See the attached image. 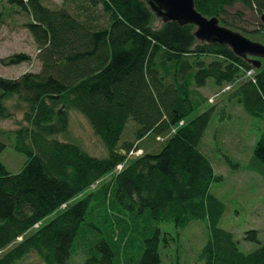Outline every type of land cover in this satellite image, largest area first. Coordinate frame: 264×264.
Masks as SVG:
<instances>
[{
    "label": "trees",
    "instance_id": "trees-1",
    "mask_svg": "<svg viewBox=\"0 0 264 264\" xmlns=\"http://www.w3.org/2000/svg\"><path fill=\"white\" fill-rule=\"evenodd\" d=\"M7 2L17 8L0 11V27L7 16L25 13L40 65L17 78L0 76V119L11 116L3 102L15 95L27 123L0 133L4 141L13 135L26 156L17 173L0 160V264H65L78 251L81 264H162L159 244L168 237L158 223L182 228L200 219L209 228L200 262L175 264H264V237L256 230L243 239L258 246L241 251L217 225L224 203L209 189L221 176L200 149L214 105L192 115L208 98L198 88L211 79L219 89L213 95L228 92L263 122L252 158L264 166L262 64L255 68L227 45L196 39L192 24L156 25L146 0H62L52 8L42 0ZM235 3L264 12V0H194L203 15L247 35L237 22L241 12L226 9ZM30 59L19 52L1 61ZM70 109L86 119L104 157L54 137L67 130ZM129 120L133 139H123ZM148 137L156 148L143 145ZM32 254L37 260H27Z\"/></svg>",
    "mask_w": 264,
    "mask_h": 264
},
{
    "label": "rangeland",
    "instance_id": "rangeland-1",
    "mask_svg": "<svg viewBox=\"0 0 264 264\" xmlns=\"http://www.w3.org/2000/svg\"><path fill=\"white\" fill-rule=\"evenodd\" d=\"M42 1L51 8L59 6L62 2V0ZM16 8L7 0H0V11L3 12V16L15 13ZM226 9L232 15L235 11H240L241 16L238 17L237 22L248 33L245 36L264 44L262 23L254 10L241 3H235ZM28 20L29 18L23 12L12 14L4 19V24L0 27V76L17 78L23 72L35 71L39 68L40 64L35 56L36 46L25 27ZM155 24H160L159 18L155 20ZM255 29L260 31L252 32ZM19 52L30 55L31 59L18 64H6L1 61ZM262 66L264 67V59ZM226 89L230 92V89ZM217 90L219 89L213 86L211 79L207 80L205 86L198 88L200 94L209 99L207 98V102L202 103L192 115L214 105L215 111L200 141V149L209 158L214 173L221 176L219 180L210 184L209 189L224 203V211L217 225L233 234L234 239L238 241L239 250L250 251L256 248L258 243L243 239L244 232L252 229L258 232L259 240L264 237V177L257 171L264 169V166L252 158L254 145L263 130V122L249 115L235 99L229 98L228 92L213 95ZM3 105L10 111L11 116L0 119V133L27 125L23 121L25 105L20 103L15 95L4 101ZM68 117L67 130L54 137L74 142L93 156L104 157L106 150L92 132L86 119L73 109L69 110ZM133 126H136L135 123L129 120L122 135L123 139H133ZM5 138L7 139L4 141L0 137L5 143L0 153V160L10 173H17L22 168L26 156L15 149L13 135H5ZM143 145L148 146L149 150L156 148L155 142L149 137L144 140ZM113 174L110 172L103 177L98 185L110 180ZM57 214L58 211L50 213L43 222H48ZM87 218L89 219V213L86 214L83 223L88 221ZM158 226L168 237L166 242L162 240L159 244L162 264L200 262L199 253L209 234L206 219L192 220L182 228H175L168 222L158 223ZM84 259L85 255L78 251V253H72L65 264H81ZM27 260H37V258L32 254Z\"/></svg>",
    "mask_w": 264,
    "mask_h": 264
},
{
    "label": "water",
    "instance_id": "water-1",
    "mask_svg": "<svg viewBox=\"0 0 264 264\" xmlns=\"http://www.w3.org/2000/svg\"><path fill=\"white\" fill-rule=\"evenodd\" d=\"M146 2L160 21L192 24L195 26L196 39L227 45L236 55L247 58L255 68L261 66L264 59V44L219 24L216 16L203 15L195 8L194 0H146ZM259 19L264 25V12L259 15Z\"/></svg>",
    "mask_w": 264,
    "mask_h": 264
},
{
    "label": "built area",
    "instance_id": "built-area-1",
    "mask_svg": "<svg viewBox=\"0 0 264 264\" xmlns=\"http://www.w3.org/2000/svg\"><path fill=\"white\" fill-rule=\"evenodd\" d=\"M252 73V71L250 70V71H248V75H250ZM227 88V87H226ZM140 150H137V151H135L134 153H138ZM121 167V164H119L118 166H117V168H120Z\"/></svg>",
    "mask_w": 264,
    "mask_h": 264
}]
</instances>
